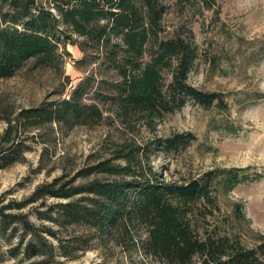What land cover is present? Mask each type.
<instances>
[{
  "label": "trees",
  "instance_id": "trees-1",
  "mask_svg": "<svg viewBox=\"0 0 264 264\" xmlns=\"http://www.w3.org/2000/svg\"><path fill=\"white\" fill-rule=\"evenodd\" d=\"M161 2L0 0V78L14 76L29 61L35 67L57 68L64 75L65 46L74 36L83 39L81 46L93 55L91 64H98L104 75L100 80L89 76L69 98L23 109L14 124L9 121L4 141L12 144L0 152V168L17 162L23 153L21 143L12 139L21 125L94 126L108 121L133 130L136 124L153 128L191 101L205 109L224 107L220 94L188 82L196 49L180 35H161ZM195 139L191 133L176 134L157 138L148 148L123 141L115 158L125 165L103 160L77 176L105 173L114 179L94 177L77 185L57 179L40 185L22 201L5 203L0 198V252L6 248L11 258L42 257L39 264H64L58 257L71 259L81 246L72 248L62 240L55 245L50 238L58 239L61 228L78 226L89 229L87 243L114 241L137 248L157 264H264L263 248H247L229 232L208 233L196 212L201 206L218 207L219 186L232 188L249 176H239L237 170L211 171L177 183L159 179L152 167L144 170L143 159H150L152 146L176 152ZM256 175L258 179L260 174ZM47 198L66 200L45 212L35 208L39 220L58 230L44 224L38 227L29 219L30 213L23 212Z\"/></svg>",
  "mask_w": 264,
  "mask_h": 264
},
{
  "label": "rangeland",
  "instance_id": "rangeland-1",
  "mask_svg": "<svg viewBox=\"0 0 264 264\" xmlns=\"http://www.w3.org/2000/svg\"><path fill=\"white\" fill-rule=\"evenodd\" d=\"M161 4V35H180L196 49L188 82L204 92L220 94L224 107L205 109L191 101L162 117L153 128L136 124L133 130L108 121L94 126L21 125L12 139L21 143L23 153L17 162L0 168V198H5V203L22 201L40 185L57 179L72 185L94 177L114 179L105 173L77 176L103 160L125 165L124 160L115 158L123 141L148 148L157 138L191 133L196 139L176 152L152 146L150 159H143L144 170L149 172L152 167L159 179L177 183L211 171L237 170L239 176H249L232 188L219 186L218 207L201 206L197 217L208 233L229 232L245 247L264 250V0H162ZM82 42L77 36L67 42L64 75L57 68L35 67L29 61L14 76L0 78V152L12 144L4 141V134L9 121L14 124L23 109L67 99L89 76L103 78L98 64H91V50L85 51ZM168 73H164L167 82ZM256 174H260L258 179ZM65 201L47 198L23 212H29V219L38 227L44 224L58 230L39 220L35 208L45 212ZM88 236L89 229L68 226L60 229L58 239L49 238L55 245L62 240L72 248L81 246L71 259L58 257L64 264H157L137 248L97 239L87 243ZM261 257L264 260V255ZM41 260L23 259L22 255L11 258L6 248L0 252V264H39Z\"/></svg>",
  "mask_w": 264,
  "mask_h": 264
}]
</instances>
